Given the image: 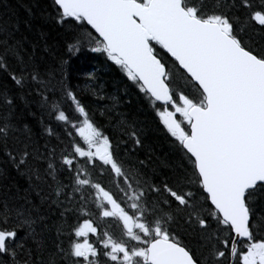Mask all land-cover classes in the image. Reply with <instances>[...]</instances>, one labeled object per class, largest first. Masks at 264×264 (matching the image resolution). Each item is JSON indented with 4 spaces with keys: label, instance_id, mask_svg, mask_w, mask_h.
Masks as SVG:
<instances>
[{
    "label": "snow or ice",
    "instance_id": "obj_1",
    "mask_svg": "<svg viewBox=\"0 0 264 264\" xmlns=\"http://www.w3.org/2000/svg\"><path fill=\"white\" fill-rule=\"evenodd\" d=\"M52 4L62 54L0 20V264H264V0ZM89 47L143 93L163 158L122 81L89 73L96 106L72 83Z\"/></svg>",
    "mask_w": 264,
    "mask_h": 264
},
{
    "label": "trees",
    "instance_id": "obj_2",
    "mask_svg": "<svg viewBox=\"0 0 264 264\" xmlns=\"http://www.w3.org/2000/svg\"><path fill=\"white\" fill-rule=\"evenodd\" d=\"M5 6H8V10H6ZM29 8L32 9L31 16L28 14ZM13 12L22 21L28 20L32 25L31 30L27 31L23 24H21V31L28 36L29 41L33 44L40 45L46 41L48 45L53 47L54 54L63 53L65 31L64 28L56 24L50 18L55 14L52 0H0V20L4 19L7 15H11ZM38 54L43 56L44 52L40 51ZM72 63L73 75L76 77L72 80V83L85 89L82 95L88 97V102L93 103V106L96 105L87 92L89 73H94L99 77L100 83L106 87L109 92L113 90V84H119L122 81V90L127 89L132 93L131 97H125V99H133V111L137 112L141 120L147 121L149 143L156 149V155L163 158L165 154L171 151L170 134L166 133V130L159 122V117L147 103L146 99H142L143 93H140L133 82L127 79L126 74L123 73L118 65L108 61L103 54L91 52L90 47L74 57ZM0 84L10 86V81L0 79ZM29 123L34 129L38 128L35 121L30 120ZM141 159H143V156H141ZM0 168H3L2 163H0ZM12 175L15 177L14 170H12ZM12 183L25 188L27 187V183L23 177H15ZM13 191H15V189H13ZM4 194V188L0 186V196Z\"/></svg>",
    "mask_w": 264,
    "mask_h": 264
}]
</instances>
